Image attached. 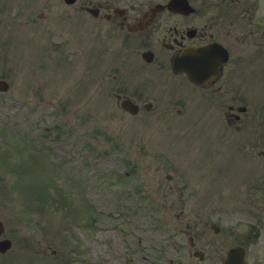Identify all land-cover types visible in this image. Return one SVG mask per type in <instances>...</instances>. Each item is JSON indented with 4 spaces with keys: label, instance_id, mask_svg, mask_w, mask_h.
I'll return each instance as SVG.
<instances>
[{
    "label": "rangeland",
    "instance_id": "374dc122",
    "mask_svg": "<svg viewBox=\"0 0 264 264\" xmlns=\"http://www.w3.org/2000/svg\"><path fill=\"white\" fill-rule=\"evenodd\" d=\"M3 3L0 78L10 89L0 92V140L5 137L7 144L0 153V220L5 226L0 238H10L12 245L0 253V264H161L156 245L162 229L179 231L181 205L174 197L182 180L190 181L185 175L195 174L182 169L189 163L203 171L202 184L216 186V196H222L225 180L244 170L240 151H233L238 141L229 142L232 150H227L223 140L205 139L213 130L192 139L193 128L177 141L160 124L171 116L168 108H142L135 115L124 111L114 92L126 90L136 78L129 53L123 52L126 45L100 43L91 28L82 38L84 32L72 23L52 32L45 25L57 17L43 22L47 30L35 28L32 12L36 16L40 5L47 6L44 0ZM113 60L121 67L114 68ZM252 82L258 83L254 89L261 87L264 75ZM171 91L186 99L190 116L213 115L207 97L192 89ZM259 93L264 95V87ZM248 100L244 116L258 117L256 92ZM247 133H253L250 126ZM197 142L208 147L200 153ZM166 151L176 159L183 154L187 162L175 161L184 167L174 171ZM5 153L18 156L9 159H20L19 172Z\"/></svg>",
    "mask_w": 264,
    "mask_h": 264
},
{
    "label": "flooded vegetation",
    "instance_id": "af4514ba",
    "mask_svg": "<svg viewBox=\"0 0 264 264\" xmlns=\"http://www.w3.org/2000/svg\"><path fill=\"white\" fill-rule=\"evenodd\" d=\"M69 1L44 0L47 6H39L42 9L33 20L35 28L47 30L43 22L57 17L45 25L52 32L63 23H72L76 31L84 32L82 38L91 28L100 43L126 45L123 52L129 53L136 78L126 90L114 92L118 101L129 98L139 109L148 111L155 106L154 101L162 108L171 107L174 98L167 95L171 89L192 87L207 97L217 112L212 122L203 123L200 120L211 118L199 117L193 123L197 130L215 124L220 137L233 138L239 145L248 143V148L238 149L244 170L231 180L234 186L227 187L235 196L205 192L200 170L192 180H182L174 197L181 205L176 213L179 231L174 228L177 237L172 245L168 237L164 239L157 261L264 264L263 102L257 105L258 117L244 116L250 106L246 92L258 84L252 77L264 75V0H187L189 4L172 5L171 0ZM4 5L0 4V9ZM187 49H195L194 56L184 54ZM199 50L206 52L195 56ZM121 54L122 50L116 52ZM188 63L203 83L193 82L183 70ZM110 64L121 67L118 60ZM159 91L168 92L167 96L154 98ZM176 112L180 114L181 109ZM249 126L253 133H247Z\"/></svg>",
    "mask_w": 264,
    "mask_h": 264
},
{
    "label": "water",
    "instance_id": "95a60500",
    "mask_svg": "<svg viewBox=\"0 0 264 264\" xmlns=\"http://www.w3.org/2000/svg\"><path fill=\"white\" fill-rule=\"evenodd\" d=\"M6 83L4 81H0V89L6 88ZM122 106L131 111L134 112L135 106L130 103L129 101H125L122 103ZM3 231V224L0 222V233ZM11 245V241L9 239H3L0 240V252H4L6 249H8Z\"/></svg>",
    "mask_w": 264,
    "mask_h": 264
}]
</instances>
